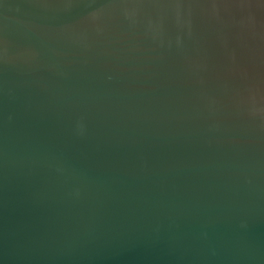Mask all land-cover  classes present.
<instances>
[{"label": "water", "instance_id": "1", "mask_svg": "<svg viewBox=\"0 0 264 264\" xmlns=\"http://www.w3.org/2000/svg\"><path fill=\"white\" fill-rule=\"evenodd\" d=\"M0 264H264V0H0Z\"/></svg>", "mask_w": 264, "mask_h": 264}]
</instances>
